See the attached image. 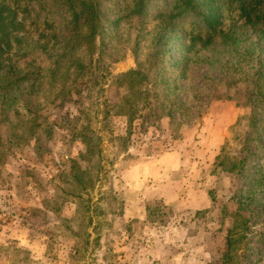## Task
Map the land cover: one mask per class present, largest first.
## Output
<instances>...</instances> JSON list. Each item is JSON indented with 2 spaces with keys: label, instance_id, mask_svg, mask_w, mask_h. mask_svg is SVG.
Wrapping results in <instances>:
<instances>
[{
  "label": "rangeland",
  "instance_id": "obj_1",
  "mask_svg": "<svg viewBox=\"0 0 264 264\" xmlns=\"http://www.w3.org/2000/svg\"><path fill=\"white\" fill-rule=\"evenodd\" d=\"M2 2L20 24L3 57L21 62L22 90L60 62L73 94L56 99L45 74L39 119L28 96L0 99V264H227L234 228L230 264H264V24L237 3L213 30L171 19L175 0L142 17L141 0H96L95 36L72 39L61 1Z\"/></svg>",
  "mask_w": 264,
  "mask_h": 264
},
{
  "label": "trees",
  "instance_id": "obj_2",
  "mask_svg": "<svg viewBox=\"0 0 264 264\" xmlns=\"http://www.w3.org/2000/svg\"><path fill=\"white\" fill-rule=\"evenodd\" d=\"M61 1L63 5L61 8L66 9V13L71 14V24L78 25L77 34L72 35V39L77 37H82L83 29H86L85 36L93 38L100 27V9L97 6L96 0H52L55 6H59L57 2ZM151 0H141L140 4L136 8L135 16L142 17L144 14V9L147 6V2ZM236 1V2H234ZM233 3L238 4V9L241 11V15L246 19L247 24L257 25L264 24V0H175V6L170 12L171 19H176L179 16H183L185 13L195 14L206 21V24L213 30H216L220 24L222 18V9L224 5H233ZM164 13V12H161ZM18 21L13 17V13H11L10 8H8L5 2L0 4V99L6 101H13L15 104L22 98L28 96L26 102L27 106H30L27 111L30 114H35L32 116L33 118L39 119V117H44V114H40L41 110H34L38 107L37 103L33 101L32 95L36 91H42L45 83V74L48 75V78H52L55 84L52 83L50 88H58V96L56 99L64 101L62 95H70L73 94V88L67 87L66 80L62 79L60 82L55 80V76L62 78L71 75V67L66 68L64 63L56 62L55 68H52L47 71L44 70L43 76H41V72L38 71L35 74V78L32 79L34 82L29 85V90L25 88L22 90L25 85L30 83L29 77L22 76V67L21 62L14 61L12 58L8 57L4 59V55L9 54L13 49L15 43L19 42V37L14 36L11 32V27H16ZM77 35V36H76ZM81 45V44H79ZM71 63L74 67V74L81 70H85V66L80 60H71ZM61 69L65 71L64 74L60 75ZM27 76V74H25ZM130 76H143L141 72L138 71H130L129 73L123 75L122 77L128 78ZM38 80V84L35 82ZM25 82V83H24ZM59 83V84H58ZM38 91V92H39ZM5 104L4 102L2 103ZM3 106V110H4ZM15 115L18 117L21 116V112L18 110H14ZM41 115V116H40ZM19 118V117H18ZM44 123L49 125L48 118L45 117ZM23 125V124H22ZM36 127V126H35ZM16 129L17 127H13ZM34 128H32L31 133L34 134ZM52 129V128H51ZM51 132V131H50ZM15 139H19V135L14 134ZM19 139L18 141H21ZM23 141V140H22ZM98 140H96L97 142ZM86 143V142H85ZM88 145V151L86 153H82L78 156L77 159L72 160L71 166V179H74L77 182H80L79 175H81V167L80 164L83 160L91 157L93 150L96 145L92 144L91 141ZM235 228L229 231L228 235V258L227 264H230L233 260L232 252L234 251V236Z\"/></svg>",
  "mask_w": 264,
  "mask_h": 264
}]
</instances>
